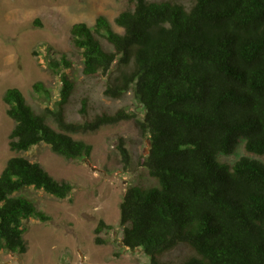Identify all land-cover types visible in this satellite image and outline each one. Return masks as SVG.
<instances>
[{
    "label": "trees",
    "instance_id": "16d2710c",
    "mask_svg": "<svg viewBox=\"0 0 264 264\" xmlns=\"http://www.w3.org/2000/svg\"><path fill=\"white\" fill-rule=\"evenodd\" d=\"M129 2L114 19L122 33L103 16L93 26L70 28L82 73L107 75L105 96L132 91L144 108L138 125L149 149L139 165L153 183L131 185L123 195L124 246L141 249L150 264H264V163L246 156L231 165L219 160L240 143L264 158V0H192L189 7ZM62 65L69 66L65 57L50 63ZM33 86L48 93L41 82ZM73 90L62 74L54 106L36 112L20 90L8 88L3 101L13 121L10 150L45 143L66 160L90 157L92 145L73 135L131 117L119 109L69 121ZM86 109L84 100L81 112ZM119 149L126 162V148ZM30 189L65 199L73 185L27 157L9 158L0 172V254L25 253L27 222L51 219L26 195ZM103 227L110 228L100 221L95 232ZM180 245L192 253L179 262L163 259Z\"/></svg>",
    "mask_w": 264,
    "mask_h": 264
},
{
    "label": "rangeland",
    "instance_id": "374dc122",
    "mask_svg": "<svg viewBox=\"0 0 264 264\" xmlns=\"http://www.w3.org/2000/svg\"><path fill=\"white\" fill-rule=\"evenodd\" d=\"M170 1L186 7L192 4V0ZM129 7V0H0V172L9 158L22 155L40 163L56 180L73 185L65 199L41 190L25 192L51 219L46 222L30 219L24 234L26 252H2L0 264H150L141 249L130 250L124 246L119 211L129 186L153 183L139 165L149 149L148 135L138 125L143 120L144 108L132 91L117 99L105 96L108 76H85L80 51L70 39L73 24L84 22L93 26L99 16L122 33L114 19ZM102 42L105 48L111 49L105 40ZM62 57L69 62L68 67L50 66L52 61L61 64ZM62 74L74 83L66 107L67 120L81 122L95 114H112L119 109L131 115L130 119L73 135L92 145L90 157L66 160L45 143L25 152H12L8 142L13 121L6 114L4 92L8 88L20 90L36 112L52 108L59 98ZM36 82H41L48 93L36 91L33 86ZM84 100L85 114L81 112ZM120 145L128 152L126 162ZM244 156L264 163V158L247 153L243 143L231 155H220L219 160L231 165ZM100 221L110 228L103 227L96 233ZM96 237L105 242L96 243ZM191 253L187 246L180 245L163 259L179 262Z\"/></svg>",
    "mask_w": 264,
    "mask_h": 264
}]
</instances>
